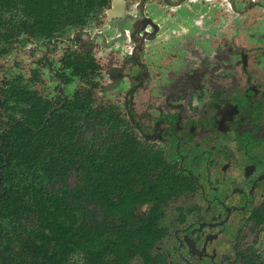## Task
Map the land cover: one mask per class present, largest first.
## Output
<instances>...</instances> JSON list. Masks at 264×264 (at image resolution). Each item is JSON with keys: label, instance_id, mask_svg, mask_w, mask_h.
Returning a JSON list of instances; mask_svg holds the SVG:
<instances>
[{"label": "flooded vegetation", "instance_id": "af4514ba", "mask_svg": "<svg viewBox=\"0 0 264 264\" xmlns=\"http://www.w3.org/2000/svg\"><path fill=\"white\" fill-rule=\"evenodd\" d=\"M123 2L51 31L1 27L56 82L39 91L37 67L0 80L29 94L12 117L37 99L39 127L61 114L55 186L88 188L106 238L94 264H264V0ZM0 110L3 133L16 121Z\"/></svg>", "mask_w": 264, "mask_h": 264}, {"label": "trees", "instance_id": "16d2710c", "mask_svg": "<svg viewBox=\"0 0 264 264\" xmlns=\"http://www.w3.org/2000/svg\"><path fill=\"white\" fill-rule=\"evenodd\" d=\"M97 2L101 0H0V37L11 35L1 27L9 28L13 21L19 31H51ZM14 97L29 100L11 81L0 84V108L9 116L8 124L16 121L0 133V264H64L77 250L94 264L104 255L106 238L103 229L95 231L91 225L88 188L81 190L85 198L78 199L55 186L66 168L59 144L61 114L53 111L39 127L47 105L37 99L16 118L10 104ZM1 115L0 110V122H5Z\"/></svg>", "mask_w": 264, "mask_h": 264}, {"label": "rangeland", "instance_id": "374dc122", "mask_svg": "<svg viewBox=\"0 0 264 264\" xmlns=\"http://www.w3.org/2000/svg\"><path fill=\"white\" fill-rule=\"evenodd\" d=\"M25 36L21 35L17 39L1 42V47H5L7 53L0 56V80L12 77L20 72L25 75L27 82H33L31 77L32 70L37 67L40 79L33 82L32 85L44 94L53 93V90H55L53 87L56 85V82L51 79L50 72L47 71L45 66L41 65L40 61L33 62V54L35 53H30L29 50L25 49V45H23L21 40ZM65 264H84L82 254L77 252L72 253Z\"/></svg>", "mask_w": 264, "mask_h": 264}, {"label": "water", "instance_id": "95a60500", "mask_svg": "<svg viewBox=\"0 0 264 264\" xmlns=\"http://www.w3.org/2000/svg\"><path fill=\"white\" fill-rule=\"evenodd\" d=\"M113 1H114V7L109 10V13L110 14H113V13L121 14V11L123 10V7H124L123 0H113Z\"/></svg>", "mask_w": 264, "mask_h": 264}]
</instances>
